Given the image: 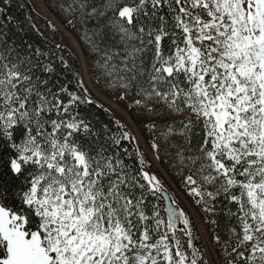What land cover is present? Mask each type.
<instances>
[{"label":"snow or ice","instance_id":"obj_1","mask_svg":"<svg viewBox=\"0 0 264 264\" xmlns=\"http://www.w3.org/2000/svg\"><path fill=\"white\" fill-rule=\"evenodd\" d=\"M14 3L0 0V264H264V0H54L47 35Z\"/></svg>","mask_w":264,"mask_h":264},{"label":"trees","instance_id":"obj_2","mask_svg":"<svg viewBox=\"0 0 264 264\" xmlns=\"http://www.w3.org/2000/svg\"><path fill=\"white\" fill-rule=\"evenodd\" d=\"M44 2L46 4V7L48 8V10L60 21L61 24H63V20H62V18L60 16L59 12L56 10L55 4H54V0H44ZM10 15L15 17L18 21H20L26 28L29 26V21H30L31 24H35L36 28L39 29L41 33H44L45 35H47L49 33V31H50V29L48 27V25L50 23L49 19L47 17H45L41 12H39L37 10L30 0H15L14 6L11 8ZM66 29L75 38V32L72 31L70 28H66ZM26 35L32 37L34 41L41 40V37H40L39 33L31 32V33H27ZM57 39L58 40L59 39H63L64 42L66 43L65 38H64L62 33L57 35ZM80 49H81V52H82L83 57H84L85 56V52H84V50L82 48H80ZM71 50L74 51L72 48H71ZM74 52H76V51H74ZM79 57H80V55H79ZM77 62L79 63V59H78ZM105 95L107 97H109L107 94H105ZM109 98H111L112 100L115 101L114 98H112V97H109ZM120 105H122V104H120ZM122 106L124 107V105H122ZM127 113L129 114V116L132 119V121L139 128V121H138V119L136 117V114L134 112H132L131 110L127 111ZM115 117L118 119V117L116 115H115ZM102 119L108 120V119H110V117L107 116V115H103ZM140 135L143 136L145 141L147 140L148 134L146 132L141 131ZM160 164L164 168V170L166 171L167 162L166 161H161ZM170 177L173 179V181L176 183L177 187L180 189L182 186L178 184L175 176L171 175Z\"/></svg>","mask_w":264,"mask_h":264},{"label":"rangeland","instance_id":"obj_3","mask_svg":"<svg viewBox=\"0 0 264 264\" xmlns=\"http://www.w3.org/2000/svg\"><path fill=\"white\" fill-rule=\"evenodd\" d=\"M34 7L39 11L41 12L45 17H47L49 19V21L51 23H55V24H58L55 22V20L51 19V17L48 15V12L51 13L48 8L46 7V4L44 2V0H30ZM51 15H53L51 13ZM55 17V16H53ZM56 18V17H55ZM57 19V18H56ZM58 20V19H57ZM59 21V20H58ZM60 23V21H59ZM62 34L65 38V41L66 43L74 50L76 51L79 55H80V51H79V48H78V45L77 43L74 41L76 39L73 38V35L67 30L63 29L62 31ZM81 57V55H80ZM100 100L103 101L105 103V106H109L111 105L114 109V114L118 117V119H121V120H124L126 122H128L130 125H132L135 129L137 128L139 130V128L137 127V125L135 123H133L131 121V119L129 118V114L127 113V111L124 110V107L122 105H119L117 106V102L112 100L111 98L107 97L105 94H101L100 95ZM137 130V131H138ZM141 134V132H140ZM142 136V135H141ZM143 138V136H142ZM144 139V138H143ZM156 168H158L159 172L161 174H165L163 172V170L158 166V163L156 165ZM165 179H166V186L169 187V192L172 194V195H175L178 197V203L181 207L185 208L186 211H188L189 213H191L194 217L197 216V210L192 206V204L189 202L188 199L185 198V196L183 195V193L179 190H177L175 188L176 183L173 181V179L170 177V179H168L167 176H165ZM175 183V185H174ZM205 244L208 246V247H211V244L209 243L208 239H207V236L205 237Z\"/></svg>","mask_w":264,"mask_h":264},{"label":"water","instance_id":"obj_4","mask_svg":"<svg viewBox=\"0 0 264 264\" xmlns=\"http://www.w3.org/2000/svg\"><path fill=\"white\" fill-rule=\"evenodd\" d=\"M61 24V23H60ZM66 31H67V29L66 28H64ZM74 38V37H73ZM75 39V38H74ZM76 43H77V41L76 40H74ZM77 45H78V43H77ZM78 48H79V45H78ZM79 51H80V55H81V58H83V54H82V52H81V49L79 48ZM129 118H130V116H129ZM131 119V118H130ZM131 121H132V119H131ZM133 122V121H132ZM134 123V122H133ZM158 163V166L163 170V172L165 173L166 171L164 170V168L161 166V164H160V162H157ZM167 176V175H166ZM168 177V179H170V176H167ZM171 180V179H170ZM174 185H175V183H174ZM175 188L177 189V190H179L178 189V187L177 186H175ZM171 194V193H170Z\"/></svg>","mask_w":264,"mask_h":264},{"label":"bare ground","instance_id":"obj_5","mask_svg":"<svg viewBox=\"0 0 264 264\" xmlns=\"http://www.w3.org/2000/svg\"><path fill=\"white\" fill-rule=\"evenodd\" d=\"M48 15L51 17V19L55 20L56 23L60 24L59 21L55 17H53L54 15H51V13L49 12H48ZM136 130L138 129L136 128Z\"/></svg>","mask_w":264,"mask_h":264}]
</instances>
